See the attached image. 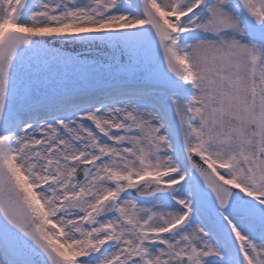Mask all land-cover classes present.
<instances>
[{
    "label": "snow or ice",
    "instance_id": "6c2138e0",
    "mask_svg": "<svg viewBox=\"0 0 264 264\" xmlns=\"http://www.w3.org/2000/svg\"><path fill=\"white\" fill-rule=\"evenodd\" d=\"M0 264H264V0H0Z\"/></svg>",
    "mask_w": 264,
    "mask_h": 264
}]
</instances>
